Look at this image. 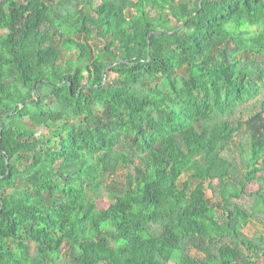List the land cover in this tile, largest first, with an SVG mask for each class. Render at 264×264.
<instances>
[{
    "label": "trees",
    "instance_id": "trees-1",
    "mask_svg": "<svg viewBox=\"0 0 264 264\" xmlns=\"http://www.w3.org/2000/svg\"><path fill=\"white\" fill-rule=\"evenodd\" d=\"M0 28V264H254L264 0H0Z\"/></svg>",
    "mask_w": 264,
    "mask_h": 264
},
{
    "label": "rangeland",
    "instance_id": "rangeland-1",
    "mask_svg": "<svg viewBox=\"0 0 264 264\" xmlns=\"http://www.w3.org/2000/svg\"><path fill=\"white\" fill-rule=\"evenodd\" d=\"M4 33H5V30H2L0 28V34L2 35ZM75 57H76V52L75 51H70L67 48H63L62 52H61V57L59 59V64H65V62L68 59L75 58ZM35 98H37L36 95H35ZM29 124H30V122H29ZM50 131L51 130L41 129V130L38 131V135L41 134V133H51ZM238 156H239V151L236 150V158H238ZM258 166L262 167V169L258 172V176L260 177V179H257V180H254V181L250 182L247 185V187H246L247 195L246 196L243 195L242 198H241V200H243L244 203H246L249 207L254 203V199H255V196L251 195L252 192H256L257 190H259L261 185H264V166L262 165V163H260ZM126 174H127V170L125 168H120L117 171L116 175L113 176V178H116L119 181L125 180ZM186 179H187V174H185L182 177V180H186ZM193 185H195V183H193ZM206 190H207L206 191L207 197L212 202L220 201V198L215 196L214 192L209 187ZM108 203H109V199L107 198V196H104V198L99 200V204L101 206H107ZM244 232L247 235H249V236H257L259 234V232H263L264 233V226L258 222V219L254 218L244 228ZM30 244H31L32 248L35 247V243L34 242H31ZM246 253L251 256V259L254 261V264H264V251L261 252V253H258L256 251L246 252ZM190 254L193 255V256L204 257V254L201 253L196 248H192L190 250Z\"/></svg>",
    "mask_w": 264,
    "mask_h": 264
},
{
    "label": "water",
    "instance_id": "water-1",
    "mask_svg": "<svg viewBox=\"0 0 264 264\" xmlns=\"http://www.w3.org/2000/svg\"><path fill=\"white\" fill-rule=\"evenodd\" d=\"M34 90H36V84L34 85ZM37 101L39 102V99ZM0 138H1V134H0Z\"/></svg>",
    "mask_w": 264,
    "mask_h": 264
}]
</instances>
